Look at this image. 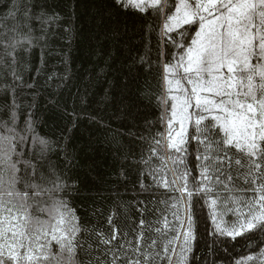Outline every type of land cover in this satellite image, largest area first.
<instances>
[{"label": "snow or ice", "instance_id": "obj_1", "mask_svg": "<svg viewBox=\"0 0 264 264\" xmlns=\"http://www.w3.org/2000/svg\"><path fill=\"white\" fill-rule=\"evenodd\" d=\"M5 7L0 264H226L240 240L245 252L260 251L234 264H264V0H100L97 19L111 22L103 34L114 45L101 72L112 69L119 52V111L131 125L128 134L148 144L146 156L123 157L118 177L127 180L139 166L133 188L145 199L114 201L106 218L111 234L82 222L72 207L69 197L80 190L69 175L76 158L60 143L69 137L52 141L37 131L42 118L36 80H29L31 57L39 51L38 75L46 54L68 63L67 53L49 51V32L62 19L56 0ZM149 11L162 21L158 32ZM121 15L134 19L121 22ZM153 68L162 69L160 94L151 91L150 79L142 81ZM69 78L53 72L47 81ZM153 97L161 109L155 121L146 117ZM157 124L163 130L153 134ZM132 208L139 223L117 228L118 210L128 217ZM201 244L205 257L194 254ZM220 252L227 255L210 258Z\"/></svg>", "mask_w": 264, "mask_h": 264}, {"label": "trees", "instance_id": "obj_2", "mask_svg": "<svg viewBox=\"0 0 264 264\" xmlns=\"http://www.w3.org/2000/svg\"><path fill=\"white\" fill-rule=\"evenodd\" d=\"M29 2L30 0H0V25L4 23V17L8 12L5 4H17L22 9ZM56 5L62 19L49 32L51 46L49 51L67 53L68 63L64 64L61 55L46 54L45 71L38 75L34 69L39 63V51H34L31 57L33 72L29 80L33 77L36 80V113L42 118L37 131L52 141L60 140L62 135L69 137L67 142L60 140V143H67L68 151L74 153L76 158L75 167L69 175L72 180L79 183L80 190L78 194L69 197L72 207L76 208L82 222L111 234L112 229L106 218L114 209V201L120 200L132 204L135 198L145 199L144 195H138V188H133V182L139 179V166L133 169L127 180L118 177L124 163L123 157L129 152L134 154L130 159H139L141 154L146 156L148 144L128 134L131 125L123 119L119 111L121 107L119 103L121 73L117 71L121 59L119 52L116 53L117 59L112 69L101 72V68L105 67L104 55L114 45L110 40H106L103 34L104 29L108 28L111 22L105 20L103 25H99L97 19L100 14V0H56ZM147 16L158 32L162 21L152 17L150 11ZM133 19L131 15L127 20L125 16H120L121 22L126 21L129 24ZM8 23L11 25V19ZM69 28L71 31H66ZM154 43L155 39H153ZM141 51H144L143 46ZM97 52L100 55H97ZM20 70H23L22 65ZM3 71L4 69L0 67V73ZM53 72L58 74L67 72L70 78L63 82L59 79L47 81V76ZM161 72V68H153L151 72L142 76V81L146 78L150 79L151 91L156 94L161 92L159 87ZM109 81L112 82L111 87ZM2 83L4 80L0 77V84ZM106 90L109 92L107 101L104 100ZM28 99L31 102V98ZM51 100H55L68 114H65V111H57L49 103ZM143 103L147 104L148 101L145 100ZM160 112L161 109L157 107V101L153 97L150 107L146 110V117L155 121L160 116ZM91 117H96L99 123L93 121ZM162 130L163 127L157 124L152 129V133ZM134 131L142 132L143 128ZM62 156L63 154L60 153L61 166ZM51 158L53 161L57 160L56 155H52ZM145 183H150V180L146 179ZM160 192H163V189ZM158 198H161L159 194ZM93 209L98 210L95 215ZM118 211L119 215L114 220L117 228H127L132 220L139 223L140 217L134 214L135 208L129 209L128 217L122 210ZM243 243L244 241L240 240L235 250L229 249L232 255L228 257L226 264L229 262L234 264L242 254L255 255L260 251L256 248L255 253L251 250L245 252L240 246ZM194 254L201 257L208 255L203 244L194 250ZM216 255L224 257L227 254L220 252L210 258L215 259Z\"/></svg>", "mask_w": 264, "mask_h": 264}]
</instances>
